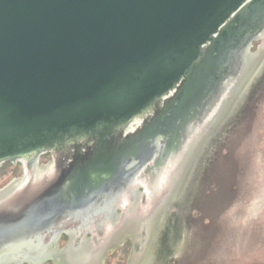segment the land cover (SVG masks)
Returning a JSON list of instances; mask_svg holds the SVG:
<instances>
[{
    "label": "water",
    "instance_id": "1",
    "mask_svg": "<svg viewBox=\"0 0 264 264\" xmlns=\"http://www.w3.org/2000/svg\"><path fill=\"white\" fill-rule=\"evenodd\" d=\"M263 67L264 0H0V167L25 172L2 196L32 202L0 215V264L33 263L34 241L44 253L108 212L107 187L130 183L141 154L193 148ZM256 97L205 166L171 264H215L264 82ZM19 172L3 167L0 188Z\"/></svg>",
    "mask_w": 264,
    "mask_h": 264
},
{
    "label": "flooded vegetation",
    "instance_id": "2",
    "mask_svg": "<svg viewBox=\"0 0 264 264\" xmlns=\"http://www.w3.org/2000/svg\"><path fill=\"white\" fill-rule=\"evenodd\" d=\"M263 82L264 67L256 81L231 106L228 117L220 125L214 128L212 123H204L200 126L192 136L195 138L193 148L179 152L177 156L169 153L165 157L163 153L141 154L140 160L144 164L131 159L127 168L141 165L137 172L130 174V183L108 186L109 194L102 196L103 200L111 202L108 212L96 214L98 216L92 214L96 218L82 226L76 223L66 227L56 239L45 243L44 253L41 252L42 244L34 241V249L38 251L33 256L35 262L22 259L13 260V263L103 264L107 260H115L114 264H117V253L124 255L123 260L118 261L120 264L176 262L183 248L193 204L202 194L205 166L217 152L222 135L254 103ZM44 158L45 164L54 163L51 155L40 159ZM5 166L19 167L20 172L0 188V215L4 218L20 214L21 211H11L15 206L22 208L32 203L10 199V194L2 196L11 192L14 184L25 175L20 164L5 163L0 170ZM37 183L41 186V180L37 179ZM41 257L45 258L42 260Z\"/></svg>",
    "mask_w": 264,
    "mask_h": 264
},
{
    "label": "rangeland",
    "instance_id": "3",
    "mask_svg": "<svg viewBox=\"0 0 264 264\" xmlns=\"http://www.w3.org/2000/svg\"><path fill=\"white\" fill-rule=\"evenodd\" d=\"M215 264H264V115L254 122Z\"/></svg>",
    "mask_w": 264,
    "mask_h": 264
}]
</instances>
